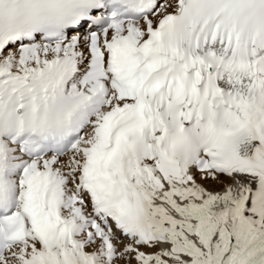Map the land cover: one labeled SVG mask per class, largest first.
<instances>
[{
    "label": "snow or ice",
    "instance_id": "6c2138e0",
    "mask_svg": "<svg viewBox=\"0 0 264 264\" xmlns=\"http://www.w3.org/2000/svg\"><path fill=\"white\" fill-rule=\"evenodd\" d=\"M0 264H264V0H0Z\"/></svg>",
    "mask_w": 264,
    "mask_h": 264
}]
</instances>
